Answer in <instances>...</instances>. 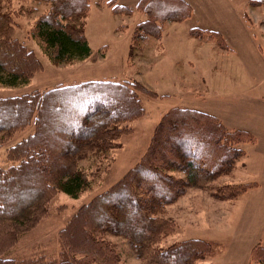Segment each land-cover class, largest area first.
Instances as JSON below:
<instances>
[{"label": "trees", "instance_id": "trees-1", "mask_svg": "<svg viewBox=\"0 0 264 264\" xmlns=\"http://www.w3.org/2000/svg\"><path fill=\"white\" fill-rule=\"evenodd\" d=\"M37 1L50 8L36 20L31 37L37 38L52 62L68 64L91 57L85 27L74 20L87 15L93 0ZM103 4L117 14L134 11L117 0ZM135 8L146 18L134 28L132 47L150 37L162 38L166 24L193 14L186 0H139ZM10 14L0 11V84L18 86L29 82L41 61L13 36ZM189 33L206 35L218 47L230 48L220 31L194 26ZM143 91L136 80H85L0 98V146L34 124L31 134L7 150V157L17 163L0 165V264H119V254L106 233L126 238L138 257L156 264H187L220 247L200 238L161 247L160 242L177 228L164 216L165 209L190 188L209 189L211 182L229 173L245 154L240 143H255L256 136L227 127L212 113L172 107L161 117L140 160L72 215L60 235L58 260L3 257L22 234L47 217L49 203L60 191L79 197L90 187L80 160L101 163L116 138L130 132L126 123L146 112L138 99ZM255 184H224L214 195L232 198ZM251 261L264 264V243L253 247Z\"/></svg>", "mask_w": 264, "mask_h": 264}, {"label": "rangeland", "instance_id": "rangeland-1", "mask_svg": "<svg viewBox=\"0 0 264 264\" xmlns=\"http://www.w3.org/2000/svg\"><path fill=\"white\" fill-rule=\"evenodd\" d=\"M117 1L133 6L134 11L129 15L117 14L103 4L106 0L101 5L93 0L87 15L74 20L84 25L93 54L68 64L52 62L37 38L31 37L36 20L50 8L49 4L37 0L0 2V11L11 13L13 36L41 61V67L28 83L0 84V98L85 80H136L146 89L138 93L145 114L126 123L130 132L116 138L107 157L101 163L93 158L80 160L90 187L79 197L60 191L49 203L47 217L22 234L21 240L3 257L44 256L58 260L62 248L60 235L72 215L140 160L167 110L184 107L212 113L231 129L248 130L256 136V142L240 143L244 156L229 173L211 182L209 189L190 188L166 207L164 216L174 220L177 228L159 245L168 247L177 241L200 238L220 247L214 254L187 264H253V247L264 243V3L187 0L193 11L189 18L166 24L162 40L158 39L161 41L150 37L146 42H134L132 47L134 28L146 15L135 8L139 0ZM194 26L219 29L237 52L229 51L226 56L213 53L200 42L212 41L206 35H189ZM33 131L31 124L0 146L1 166L17 163L7 157V150ZM175 174L181 176L182 172ZM239 182L256 184L232 198L214 195L218 187ZM106 238L114 244L119 264H156L152 259L138 257L126 238L108 233Z\"/></svg>", "mask_w": 264, "mask_h": 264}, {"label": "crops", "instance_id": "crops-1", "mask_svg": "<svg viewBox=\"0 0 264 264\" xmlns=\"http://www.w3.org/2000/svg\"><path fill=\"white\" fill-rule=\"evenodd\" d=\"M187 1V0H186ZM189 2V1H188ZM190 3V2H189ZM191 4V3H190ZM200 25V24H199ZM202 26V25H201ZM209 29V28H208ZM211 30H217V29H211ZM217 31H220L219 29L217 30ZM165 32V31H164ZM221 32V31H220ZM222 33V32H221ZM163 35H164V33H163ZM189 35L190 36H192L190 33H189ZM224 35V34H223ZM224 38H226V37H224ZM197 39V38H196ZM147 40H149V38L147 39ZM158 40V39H157ZM161 40H162V38H161ZM161 40H158V41H161ZM199 40V39H198ZM201 43H203V44H205L206 46H209V48L212 50V52L213 53H215V54H222V55H224V56H226L227 54H228V52L229 51H231L232 53H236L237 51L236 50H232L231 49V46H230V48H228V49H222V48H219L218 46H216V44L213 42V41H205V40H201L200 41ZM159 43H161V42H159ZM228 43V42H227ZM229 44V43H228Z\"/></svg>", "mask_w": 264, "mask_h": 264}]
</instances>
